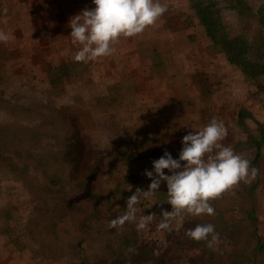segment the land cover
<instances>
[{
    "label": "rangeland",
    "instance_id": "1",
    "mask_svg": "<svg viewBox=\"0 0 264 264\" xmlns=\"http://www.w3.org/2000/svg\"><path fill=\"white\" fill-rule=\"evenodd\" d=\"M247 1L253 8L264 3ZM160 2L168 11L154 26L121 38L112 55L82 63L74 58L78 48L68 25L95 7L92 0H0V29L10 36L0 42V264H194L196 247L207 246L181 237L194 224H212L219 235L212 249L221 259L212 264H264V250L254 247L257 235L264 237L261 171L223 193H234L232 199L210 201L215 215H186L180 228L175 222L171 231L159 228L161 210H171L164 182L137 206L143 210L138 219L156 213L145 229L137 228L138 219L108 226L125 214L137 188L147 190L151 180L144 172L153 171L154 160L165 152L179 158L183 136L216 119L227 128L223 144L250 161L253 135L264 132V75L245 77L228 60L205 34L190 0ZM225 15L232 23L233 12ZM250 56L256 61L252 50ZM257 61L264 63V55ZM55 177L64 184L56 193L76 202L79 219L97 207L102 215L78 223L75 210L57 212L56 226L41 225L49 219L45 199L55 194L46 183ZM255 184V191L234 198L240 187L243 192ZM252 204L255 230L246 216L242 224L225 222L248 214ZM236 226L241 234L227 255L232 237L221 232L226 227L233 235Z\"/></svg>",
    "mask_w": 264,
    "mask_h": 264
},
{
    "label": "clouds",
    "instance_id": "2",
    "mask_svg": "<svg viewBox=\"0 0 264 264\" xmlns=\"http://www.w3.org/2000/svg\"><path fill=\"white\" fill-rule=\"evenodd\" d=\"M92 3L94 8H85L69 21L71 44L78 48L74 57L77 62L88 63L112 55L121 38L142 34L168 11V5L160 0H92ZM9 39V34L0 29V42L7 43ZM227 134L224 123L212 119L202 129L183 136L179 158L165 152L154 160L153 171L144 172L151 180L147 190L137 188L128 197L125 214L111 220L109 228L136 222L137 213L143 211L137 207L141 198H152L162 182L167 186L171 210H161L160 229L171 231L173 222L177 228L182 227L186 215H215L210 201L241 181L250 182L257 174L248 159L223 144ZM165 169L170 174H165ZM128 190L131 191V186ZM155 217V212L140 215L137 228L145 229ZM186 236L197 242L207 241L209 248L219 240L212 224H197L186 231Z\"/></svg>",
    "mask_w": 264,
    "mask_h": 264
},
{
    "label": "trees",
    "instance_id": "3",
    "mask_svg": "<svg viewBox=\"0 0 264 264\" xmlns=\"http://www.w3.org/2000/svg\"><path fill=\"white\" fill-rule=\"evenodd\" d=\"M190 3L192 5V8L195 10L196 15L198 16V19L204 26L205 34L209 36L208 38H210L213 43L220 45L221 49L227 54L228 60L233 65L238 66V69L245 74V77L247 75L255 79L258 76L264 75V71L256 72L257 67H261V65L264 66V63H261V61H257L258 58L264 55V3H262L261 6H258L256 8H253L247 0H190ZM226 11L233 12L234 19L232 23L224 22V19H226ZM236 48L239 50L236 51ZM251 50L253 51L254 57H257L256 61H254L250 56ZM240 52H244V55L242 57L240 55ZM64 67L65 65H61L58 68L60 69ZM64 76L68 77V73H66ZM84 114L87 115V112L84 111ZM240 117L241 112H237V119H239ZM253 136V145L251 149L253 151L250 159V167L252 169H256V177H258L260 175V171L261 173H264V132H259L258 134H255ZM242 142L243 141H241L240 143ZM241 148L246 149L243 146ZM241 156L247 159V155H243L241 153ZM128 159L132 160V157L128 156ZM96 160L99 161L100 159L98 158ZM51 186H54V188H52ZM46 187L51 189L50 193L55 194L49 195L50 198L45 199L49 200L45 201V203L49 205L46 207V212H44L48 215L49 219L47 223H45L44 221L41 223V225H43L44 227L56 226L59 218H61V216L57 218L54 217L57 212L72 213V211L75 210L74 214H76V220H78V223H83V221H94L96 219L90 218L91 216L102 215V213L100 212L102 210L101 207H97V210L93 211L94 213H83L81 219H79V217H77V211L82 210L78 207L76 202L73 201L71 197H68L65 194L56 193L62 191L64 187V184H62L60 181V177L51 178V181H48L46 183ZM257 187L258 184H255L253 187L250 188V190H247L246 188V190H244L243 192L241 191L242 187H240L238 189V193L236 190V192L234 191L236 195V197L234 198L237 199L244 197L243 193H247L248 191H251L253 189L255 191ZM85 190L87 191L89 190V188L84 187L81 189V191ZM233 195L234 193L222 194L220 198L232 199L231 196ZM106 201L107 200L105 199L103 205L106 204ZM249 207L250 209L247 211L248 214H243V216L240 215V219L235 217L234 219H232V221L226 219L225 222L227 224L231 223L234 225L242 224L246 220V217H248L249 222H251L253 225L252 228L255 230L257 221L256 205L252 204ZM63 215L66 216L67 214ZM103 216L105 215L103 214ZM111 216L112 215L109 214L108 218ZM44 217L47 218V216ZM40 222L41 219L37 217L35 224L38 225L40 224ZM196 225L197 224H194L192 228H194ZM237 227L238 226L235 227V233H233V235L232 231L227 229L226 227L225 229L227 231L221 232V236H225V238L232 237L231 244L229 245V247L223 250L227 255L230 254V248L235 246L238 242V239L234 237V235L236 236L241 234L242 229H238ZM187 230H189V228H187L181 236L184 239L186 237ZM255 234L257 235L256 231ZM248 237L251 238L252 235L250 234ZM122 241L128 245L127 248L133 245L130 244V239H126L125 237ZM191 241L194 240L191 239ZM255 242L256 243L254 247L256 248V251H263L264 237L262 235H257ZM212 248L213 247L209 248L208 246H205L202 243L198 245V247H196V250L199 252V257L197 258L194 264H212V262H215L216 259H221V253H219V251H214ZM77 250L78 252H80V248H78ZM84 251L85 248L82 249V253ZM256 251L255 253H257ZM134 253L136 254V250H134ZM124 254L125 253L123 252L118 253L117 257L124 256ZM214 258L216 259L214 260Z\"/></svg>",
    "mask_w": 264,
    "mask_h": 264
}]
</instances>
